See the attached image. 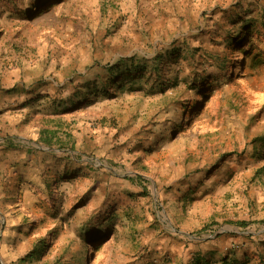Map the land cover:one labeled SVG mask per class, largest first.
Masks as SVG:
<instances>
[{"label": "rangeland", "instance_id": "rangeland-1", "mask_svg": "<svg viewBox=\"0 0 264 264\" xmlns=\"http://www.w3.org/2000/svg\"><path fill=\"white\" fill-rule=\"evenodd\" d=\"M238 5L264 18V0H66L30 19L0 7V90L27 91H0V264H22L38 240L43 257L23 264H187L196 254L264 264V26L251 29L245 57L226 48ZM128 58H157V80L171 87L142 83L68 111L32 99L69 102ZM57 127L71 143L39 145L40 130ZM32 150L42 164L14 170V158L36 161ZM73 161L88 170L72 173ZM103 211L117 216L104 240L93 235Z\"/></svg>", "mask_w": 264, "mask_h": 264}, {"label": "trees", "instance_id": "trees-1", "mask_svg": "<svg viewBox=\"0 0 264 264\" xmlns=\"http://www.w3.org/2000/svg\"><path fill=\"white\" fill-rule=\"evenodd\" d=\"M24 1V0H23ZM66 0H25L24 5L21 6L18 5L15 0H0V7L2 11H4L8 16L11 17H17L20 19H30L35 15V13L39 16L43 14L44 12L49 11L51 7L58 6L61 3H64ZM234 9L235 11H230L229 16L231 17V23L234 25H238L236 27V30L234 32H227L228 37H224V46L227 48V45H234L238 44L236 51L238 50L239 53L243 54L245 57L247 54V50L249 48H254L253 44L250 43L249 39V33L251 29H257V26L260 24L264 26V18L261 19V22H258V19L252 16L253 10H247L242 6L238 5ZM248 36V48L246 50H243L240 46L241 41ZM245 41V40H244ZM228 46V47H229ZM157 58L153 59V64L148 65V62H136L134 58H128V59H122L117 62V64H111L108 66H104L102 68V73H105L104 75L100 72L96 75V78L92 80L91 82L87 83L83 87L86 89L85 92H82V90H78L76 92L74 99H69V102H67V99H63L59 94H57L56 97L50 98L49 94H42L39 96H33L32 99L41 100V99H49V104L56 107V111H68L69 109L73 107H77L78 104H81L83 101L85 102H93L98 97L106 98V99H112L117 95V92H129V91H136L139 89H142V83L149 84V90L151 92L155 93H164L168 88L171 86H167L168 83L160 82L157 80L158 70L157 68ZM226 66L224 65L222 67L221 72L225 71ZM153 70V71H152ZM215 78V77H214ZM213 78L211 77V80ZM198 77L194 78L192 80V84L196 85L199 83ZM25 86L21 87L17 84L9 87V88H2L0 91L9 95H15L16 98H19L21 94L26 93L27 91ZM31 93V91H30ZM49 97V98H48ZM52 99V101H51ZM29 100V99H28ZM27 100V101H28ZM182 111H185L187 106H183ZM60 127H57L55 130H40L38 133V139L37 142L41 146H47V147H53L54 144L59 143V145L67 146L71 142V136H68L67 134H62L60 136V133L58 130H60ZM63 139V140H62ZM63 146V147H64ZM7 147L16 153H18L20 156L24 152H28L27 148H23L19 145H15L12 143H8ZM73 144H71L70 149L72 150ZM39 154V157L36 159L35 162H24L21 161V159H15L12 162V166L14 170L18 171L19 169L23 170L24 167L30 170H34L37 168L36 166L39 165L45 153L40 152L39 150H32V153ZM66 155V154H65ZM38 160V161H37ZM71 161V160H70ZM38 162V163H37ZM72 173H82L83 171H86L88 169L85 168H79V166L76 164V162H70ZM42 164V163H41ZM86 163V167H88ZM80 169V170H79ZM13 170V171H14ZM58 178H55L52 183L55 185L58 184L59 181L67 179L68 174L65 171L63 174L57 176ZM140 178V177H138ZM45 188H48L47 185H45ZM101 217L100 220L98 218ZM96 220H98L97 225L103 226H94L93 229H95V232L93 235L95 238L104 240L107 236L113 235L116 227V221L117 216L115 215V212H101L98 216L95 217ZM237 225L246 228V226L249 224L247 222H237ZM105 225V226H104ZM107 230H104V229ZM114 229V230H113ZM111 231V232H110ZM90 231L85 230L84 235H89ZM92 239V236L90 237ZM99 246L95 247V249H99ZM47 249V244L44 243L42 240H38L37 243L33 246L32 249H30L24 256L17 258L16 261L23 263L29 262L32 263L34 261L40 260L45 250ZM244 260L247 261V258H244ZM213 260L212 258L207 259L204 255L196 254L192 261H189L187 264H212ZM217 264H239L236 262V260L231 261L227 256H224ZM243 264H249V262H245Z\"/></svg>", "mask_w": 264, "mask_h": 264}, {"label": "crops", "instance_id": "crops-1", "mask_svg": "<svg viewBox=\"0 0 264 264\" xmlns=\"http://www.w3.org/2000/svg\"><path fill=\"white\" fill-rule=\"evenodd\" d=\"M9 95V94H8ZM9 96H11V97H15L16 98V96L15 95H9Z\"/></svg>", "mask_w": 264, "mask_h": 264}]
</instances>
